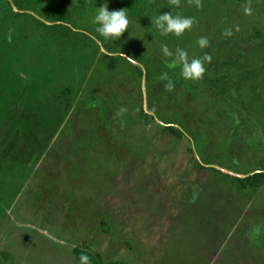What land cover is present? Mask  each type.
I'll use <instances>...</instances> for the list:
<instances>
[{
  "label": "rangeland",
  "instance_id": "374dc122",
  "mask_svg": "<svg viewBox=\"0 0 264 264\" xmlns=\"http://www.w3.org/2000/svg\"><path fill=\"white\" fill-rule=\"evenodd\" d=\"M105 2L0 0V264H264V0H107L118 40Z\"/></svg>",
  "mask_w": 264,
  "mask_h": 264
},
{
  "label": "clouds",
  "instance_id": "9594fccd",
  "mask_svg": "<svg viewBox=\"0 0 264 264\" xmlns=\"http://www.w3.org/2000/svg\"><path fill=\"white\" fill-rule=\"evenodd\" d=\"M171 4L176 8L181 5V0H170ZM197 7L201 6V0H193ZM152 25L160 33L161 36L175 35L176 37L182 36L186 30H191L195 23L192 17H185L179 13L173 12L161 13L156 17H151ZM92 24L96 26V32L104 39H119L126 30L129 29L130 21L127 17L125 10H109L107 0L103 6L97 7L95 15L92 17ZM230 35L231 33H227ZM200 48L209 46V40L206 37H201L197 41ZM163 56L170 58L167 67L170 69L180 68V74L185 80H199L202 79L205 72V63H210L212 57L205 54L202 57L190 58L189 52L182 48H177L175 52L165 44L161 46ZM160 80L167 81L166 90L172 91L175 88L174 82L169 78L167 72L162 73L159 77ZM126 109L121 108L120 112L123 113ZM80 264H90V257L87 254H81L79 257Z\"/></svg>",
  "mask_w": 264,
  "mask_h": 264
},
{
  "label": "trees",
  "instance_id": "16d2710c",
  "mask_svg": "<svg viewBox=\"0 0 264 264\" xmlns=\"http://www.w3.org/2000/svg\"><path fill=\"white\" fill-rule=\"evenodd\" d=\"M81 254H85V253L79 252L78 253V259L81 256ZM87 255L90 257V264H100V261L96 257H94V256H92L90 254H87ZM79 263H80V260H79ZM106 264H129V263L125 262V261L118 260V261L109 262V263H106Z\"/></svg>",
  "mask_w": 264,
  "mask_h": 264
}]
</instances>
